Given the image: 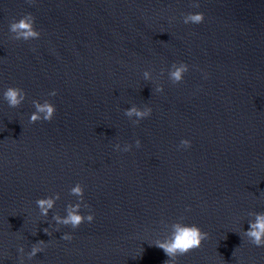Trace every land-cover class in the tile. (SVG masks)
Wrapping results in <instances>:
<instances>
[{"label": "water", "instance_id": "1", "mask_svg": "<svg viewBox=\"0 0 264 264\" xmlns=\"http://www.w3.org/2000/svg\"><path fill=\"white\" fill-rule=\"evenodd\" d=\"M190 12L203 22L185 24ZM26 13L39 38L12 39ZM174 62L188 65L177 84ZM8 86L26 91L20 107ZM32 100L53 103V119L30 123ZM133 104L151 115L133 124ZM77 182L94 219L58 226ZM55 193L40 216L36 200ZM253 211H264V0H0V264H163L154 242L180 217L209 237L177 264H264L242 235Z\"/></svg>", "mask_w": 264, "mask_h": 264}, {"label": "clouds", "instance_id": "2", "mask_svg": "<svg viewBox=\"0 0 264 264\" xmlns=\"http://www.w3.org/2000/svg\"><path fill=\"white\" fill-rule=\"evenodd\" d=\"M33 0H29L32 3ZM193 7H199V3H193ZM204 20L203 12H190L183 17V22L185 24L202 23ZM35 17L31 13H26L19 20L15 18L9 24V31L12 33V39L28 41L30 39L39 38L40 31L34 27ZM163 69H161V75L163 74ZM188 71V65L184 62L173 63L169 69L168 75L169 80L173 84H177L183 80L184 73ZM143 77L146 81L152 80V73L150 70H145L143 72ZM156 92L163 91V85H157L155 88ZM3 99L7 102L8 106L11 108H18L21 106L23 101L26 99V91L18 86H8L2 93ZM51 96L56 95V91L53 90L49 93ZM32 105L35 108L30 115L29 122L34 123L39 120L51 121L56 112V107L49 100H44L43 102L39 100H32ZM152 113V108L145 105L143 108L133 104L130 108L124 110V114L132 119L133 124H138L141 119L150 116ZM136 146L139 147L141 142L139 139L135 141ZM191 141L188 139H182L178 147H190ZM131 144H125L123 146V151H129L131 149ZM117 150L121 149L119 143L114 145ZM70 195L78 197L76 203H69L66 206V215L61 216L59 213H55L52 216V220L55 221L56 225L70 226L72 229L78 228L85 221L91 222L94 219V214L89 212L87 215L81 213L80 209L82 207V201L84 200V186L77 182L75 186L70 188ZM60 198L59 193L53 195L38 198L36 200V205L39 209L40 216L47 217L49 210L53 209L55 202ZM83 207H89L87 204H83ZM249 216L254 217V219L249 220L250 225L247 231H243L242 235L246 237L250 243L255 246H264V211L261 212H249ZM184 217H180L178 220L173 221L170 225H165L170 228V232L162 238L157 239L154 245L161 248L165 254L169 257L168 260L164 261L163 264H177L178 257L186 255L190 251L201 247L202 241L209 237V233L203 231L196 224H186L183 223ZM163 224L164 221H161ZM57 231L59 228L57 227ZM43 231L48 235H51L49 228H44ZM64 240H71V233H64L61 237ZM46 242L43 240L37 241L32 244L31 250L27 253L28 259H32L38 252L44 250ZM20 253H24L23 245L18 248ZM23 255L20 257V264H23Z\"/></svg>", "mask_w": 264, "mask_h": 264}]
</instances>
